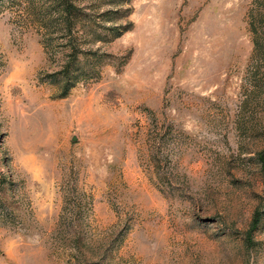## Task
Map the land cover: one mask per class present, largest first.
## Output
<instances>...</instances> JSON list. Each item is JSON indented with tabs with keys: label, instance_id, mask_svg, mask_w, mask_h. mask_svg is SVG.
Wrapping results in <instances>:
<instances>
[{
	"label": "rangeland",
	"instance_id": "obj_1",
	"mask_svg": "<svg viewBox=\"0 0 264 264\" xmlns=\"http://www.w3.org/2000/svg\"><path fill=\"white\" fill-rule=\"evenodd\" d=\"M71 1L131 24L61 96L52 0H0V264H264V0Z\"/></svg>",
	"mask_w": 264,
	"mask_h": 264
},
{
	"label": "trees",
	"instance_id": "obj_2",
	"mask_svg": "<svg viewBox=\"0 0 264 264\" xmlns=\"http://www.w3.org/2000/svg\"><path fill=\"white\" fill-rule=\"evenodd\" d=\"M51 7L46 10V17L45 18V26L51 27L52 34H61L63 36H67V45L68 51L65 57L62 54L64 51L57 53V63L55 66L57 67L55 70L50 72L48 75L49 81L52 83H56L60 87V95L65 96L69 89L73 87L77 82L82 80L83 78L90 75V73H95V62H88L85 55L79 57V48L75 45V39L77 36L75 35L76 27L81 22L79 19L83 21V18L86 17V13H80L78 7L71 0H52ZM106 15L103 14L102 16ZM88 23L86 25H80L78 30H81V33H86L90 35L94 40H99L102 42H109L114 38L120 36L123 32H125L130 27V22L126 24H119V25H111L108 27H103L104 31L100 32L97 31L96 25L97 22L93 18L86 17ZM87 26L86 31H84L85 27ZM108 31V34H107ZM110 31V32H109ZM111 33V34H110ZM92 56H96V51L90 52ZM56 57V56H55ZM84 59V60H81ZM81 61L88 62L89 70H85L81 66ZM259 154V160L261 163V168L264 172V150L261 151ZM260 219V212L259 209L255 210L252 216L251 227H255L258 220Z\"/></svg>",
	"mask_w": 264,
	"mask_h": 264
}]
</instances>
